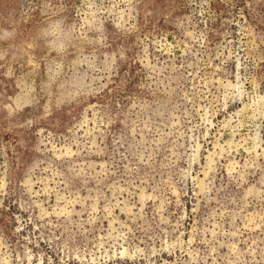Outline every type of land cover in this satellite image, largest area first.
Wrapping results in <instances>:
<instances>
[{
	"label": "rangeland",
	"instance_id": "rangeland-1",
	"mask_svg": "<svg viewBox=\"0 0 264 264\" xmlns=\"http://www.w3.org/2000/svg\"><path fill=\"white\" fill-rule=\"evenodd\" d=\"M0 264H264V0H0Z\"/></svg>",
	"mask_w": 264,
	"mask_h": 264
}]
</instances>
